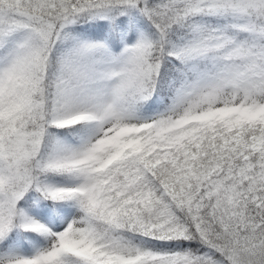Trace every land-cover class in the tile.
I'll return each mask as SVG.
<instances>
[{
  "label": "snow or ice",
  "instance_id": "6c2138e0",
  "mask_svg": "<svg viewBox=\"0 0 264 264\" xmlns=\"http://www.w3.org/2000/svg\"><path fill=\"white\" fill-rule=\"evenodd\" d=\"M0 264H264V0H0Z\"/></svg>",
  "mask_w": 264,
  "mask_h": 264
}]
</instances>
